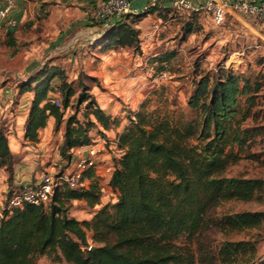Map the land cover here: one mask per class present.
I'll use <instances>...</instances> for the list:
<instances>
[{"label":"trees","instance_id":"obj_1","mask_svg":"<svg viewBox=\"0 0 264 264\" xmlns=\"http://www.w3.org/2000/svg\"><path fill=\"white\" fill-rule=\"evenodd\" d=\"M153 7L165 21L187 16L183 29L189 32L199 28L200 16L205 15L173 5ZM142 15L124 14L113 26L91 23L106 32L86 46L98 53L121 47L142 52L138 27ZM3 43L17 52V29L8 30ZM64 56L61 52L36 63L17 93H33L23 140L38 144L50 117L58 128L65 122L60 153L71 162L76 148L91 143L94 129L104 134L99 127L109 129L119 119L105 111L91 91L88 80L99 84L96 76L81 70L69 79L68 71L53 62ZM175 56V51L168 50L151 62L163 69ZM241 79L229 68L220 69L214 78L202 75L188 98V106L197 112L192 118L183 112H165L149 99L127 110L128 123L110 140L118 154L112 155L107 185L117 199L89 219H78L70 209L76 200L91 207L101 202L105 176L99 173L97 161L82 170L76 186L59 183L47 203L7 208L10 197L23 185L14 183L17 156L7 126H0V168L8 174L0 220V264H37L45 254L71 264H264V252L260 253L255 238L225 239L215 248H205L200 241L211 228L230 234L264 223L262 210L220 215L215 211L225 203L252 201L264 193L263 178L227 174L252 141L254 131L244 124L261 90L259 82L246 77L242 83ZM57 93L60 105L54 102ZM82 104L83 118L78 115ZM69 107L74 111L65 117ZM60 174L64 172L56 175ZM195 239H199L198 256L192 247Z\"/></svg>","mask_w":264,"mask_h":264},{"label":"rangeland","instance_id":"obj_2","mask_svg":"<svg viewBox=\"0 0 264 264\" xmlns=\"http://www.w3.org/2000/svg\"><path fill=\"white\" fill-rule=\"evenodd\" d=\"M0 3L1 8L3 1L0 0ZM186 20L187 16H182L180 19L169 21L155 20L142 23V52L130 49V52L134 53L131 59L127 50H121L118 61L116 59L114 62L107 61V64H104L111 52L98 53L92 46L76 47L74 53L71 52L61 59H53V62L60 64L68 71L69 79L75 78L81 70L96 76L99 84L88 80L92 87L91 91L102 108L119 119L118 125H113L109 129L99 127L104 134L99 133L97 129L91 132L92 141L90 145L88 144V148L95 147L99 150L95 160L99 164V173L105 176L104 189L101 202L94 207L83 200L73 201L70 213L78 219L91 218L97 209L117 199V193L107 185V167L111 166L112 155L118 154V150L114 144L110 143V140L128 123L127 110L137 109L144 99H149L151 105H157L165 112L173 111L176 115L183 112L187 118L195 117L197 112L188 106L189 96L202 75L208 73L214 78L220 69L229 68L242 79L247 77L252 83L261 84L256 105L244 124L254 131L250 139L252 141L247 142L243 158L231 165L227 174L264 179V46L253 35H241L238 28L230 23L226 22L222 26L215 25L206 13L200 16L197 30L189 32L183 29L187 25ZM2 29L0 26V126H7L10 134L14 135L19 133V125L26 118L33 97L31 92L17 93L18 85L35 65H29L25 50L13 52L3 43ZM168 50L175 51L176 56L163 69L154 67L151 59ZM56 96L58 99L61 98L60 93ZM83 105L78 113L81 118H83ZM73 111L74 109L69 107L65 117ZM51 118L55 120L54 117ZM64 123L59 128L54 123L52 133L49 125L48 133L43 134L38 144L23 139H10L13 147L33 144L34 147L26 148L30 153L25 155L32 159L37 169H40L41 177L46 173L56 176L60 171L64 173L74 171L79 161L86 158L85 153L89 152L88 149L79 151V159L74 162H70L67 157L61 155L60 145L64 135ZM44 131L46 130H43V133ZM82 147L76 148L72 155ZM262 195L252 201L225 203L217 207L215 211L217 215L244 210L264 211V193ZM6 196L0 185V212L5 208ZM248 238L257 239L259 251L263 253L264 223L257 229L234 231L230 234L211 228L200 237V241L204 243L205 248H208V245L215 248L225 239ZM198 244L199 239H195L192 243L195 253L198 251ZM37 264L71 263L56 260L54 254H45L38 258Z\"/></svg>","mask_w":264,"mask_h":264},{"label":"crops","instance_id":"obj_3","mask_svg":"<svg viewBox=\"0 0 264 264\" xmlns=\"http://www.w3.org/2000/svg\"><path fill=\"white\" fill-rule=\"evenodd\" d=\"M102 1L104 0H16L15 7L8 17L3 19L0 23L1 28H3V37H5L8 30L17 29V45L19 46L17 52H19V50H25L27 52L26 60L29 61V65H36V63L43 64L45 60L61 52L65 51V55H67L71 52L73 53L76 47H85L87 43L100 38L106 32V28L92 25L91 23L96 22L90 19L91 10ZM130 1L132 7L138 12L143 11L144 7L149 5V12H140L143 13L142 20L138 24L140 29L142 28V23H150L155 20H158V22L165 21L164 18L160 16L161 14L153 7V0ZM192 1L199 4L205 0ZM223 1L231 3L236 0ZM257 2L261 3L264 2V0H257ZM9 18L17 19L18 25L15 27H8L7 20ZM115 20L116 19L109 23H105V25L113 26ZM226 22L233 25V27H237L241 35H253V37L264 46V20H258L256 17L245 18L239 13H230L227 16ZM28 26H30V28H28ZM97 29L104 30V33L99 34ZM130 49L129 47H121L111 51L104 61V64H107V61L114 62L116 59L118 61V54L121 50H127L131 55V59L134 53L130 52ZM56 95L57 94H55V96ZM54 99H58L57 96ZM24 121L25 119L22 121L21 125H19V133L14 135L10 134V139H23ZM54 123L55 120L50 117L46 127L40 131V140L45 132L48 133L49 125L52 133ZM43 130L46 131L43 133ZM29 146L34 147L33 144L20 145L17 147L12 146L17 156L14 178L15 185H24L41 179V175L39 174L40 169H37L36 166L33 165L32 159H29V156L25 155L30 153L28 150ZM87 149L88 145H84L82 149L73 153L71 162L79 159V151H87ZM85 154L87 156L88 152ZM7 176V172L0 168V185H2L3 192L8 190Z\"/></svg>","mask_w":264,"mask_h":264},{"label":"built area","instance_id":"obj_4","mask_svg":"<svg viewBox=\"0 0 264 264\" xmlns=\"http://www.w3.org/2000/svg\"><path fill=\"white\" fill-rule=\"evenodd\" d=\"M3 4L0 8V20L8 17L12 9L16 5V0H2ZM153 4L158 6L173 5L185 9L187 11H204L207 13L211 21L217 25H225L228 14L239 13L245 18L256 17L258 20H264V2L258 3L257 0H236L231 3L223 0H205L202 3L196 4L192 0H153ZM149 9V5L145 6L143 11ZM132 7L130 0H104L99 2L90 12V19L94 22L109 23L110 21L121 17L124 14L140 13ZM18 25V20L9 18L7 20L8 27ZM57 105H60L59 99H54ZM88 155L81 159L70 173L60 175H52L46 173L35 184H24L19 190L14 193L8 200L7 208L21 206L24 203L41 204L47 203L52 197L55 187L59 183L67 182L71 186H76L81 172L84 168L96 162L95 157L99 150L95 147L88 148ZM108 171L111 166L107 167ZM4 217L3 212H0V220Z\"/></svg>","mask_w":264,"mask_h":264},{"label":"water","instance_id":"obj_5","mask_svg":"<svg viewBox=\"0 0 264 264\" xmlns=\"http://www.w3.org/2000/svg\"><path fill=\"white\" fill-rule=\"evenodd\" d=\"M97 31L99 32V34L104 33V30H102V29H97Z\"/></svg>","mask_w":264,"mask_h":264}]
</instances>
